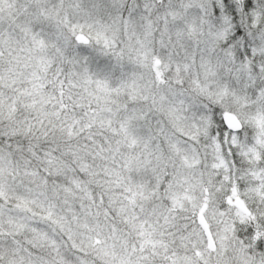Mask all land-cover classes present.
<instances>
[{
	"label": "snow or ice",
	"instance_id": "snow-or-ice-1",
	"mask_svg": "<svg viewBox=\"0 0 264 264\" xmlns=\"http://www.w3.org/2000/svg\"><path fill=\"white\" fill-rule=\"evenodd\" d=\"M0 264H264V0H0Z\"/></svg>",
	"mask_w": 264,
	"mask_h": 264
}]
</instances>
